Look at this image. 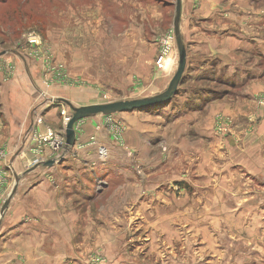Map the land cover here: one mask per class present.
<instances>
[{
    "label": "crops",
    "instance_id": "crops-1",
    "mask_svg": "<svg viewBox=\"0 0 264 264\" xmlns=\"http://www.w3.org/2000/svg\"><path fill=\"white\" fill-rule=\"evenodd\" d=\"M257 14L256 0H181L179 31L186 49L182 79H188L190 85L205 81L223 85L228 89L223 90L224 95L204 88H200L202 95H193V88H188L187 82L180 83L174 95L180 102L170 110L162 107L118 113L117 119L124 126L120 141H115L111 129L104 127L103 116L83 119L74 126L75 145L63 162L45 168L46 174L72 173L75 169L79 191H82L80 186L87 189L85 186L91 187L93 183L101 185L97 192L111 191L109 198L124 200L127 207L130 200H137L133 215L137 220L138 237L146 238L139 247L145 255L136 261H129V256L117 257L122 248H116L109 241L117 236L122 218L110 215L107 219L106 216L108 224L112 223L119 230L103 232L96 227L97 218L90 217L87 225L82 220V224L81 219L74 218L77 212L71 210L65 215L61 205L57 212L44 214L48 236L63 239L65 232L72 236L74 226L66 228L63 222L67 216V221L83 226L81 235L90 242L95 240L96 243L97 238L108 236L107 245L112 247L106 249L110 264H180L174 255L177 245L184 247L183 252L192 251V240L183 239L189 231L187 227L199 230L196 236L207 241L210 251L219 249L212 248L214 241L210 237L212 228H220L216 216L223 214L224 221L231 227L241 228L240 216L246 213L240 204H246L245 200H249L250 206L254 205L251 209L256 212L248 214L250 236H264L260 234L264 231L263 215L257 212L264 210L258 209L260 203L256 202L264 200V108L259 107L255 99L258 92L264 90V83H257V79L264 76V70L259 71L256 63L258 39L253 29H256ZM11 56L18 63L13 77L7 79L6 73L0 71V145L10 139L8 133L12 126L21 124L24 129L30 123L26 132L33 129V117L27 110L32 103H42V97L49 92L44 90L43 71L28 55L11 53ZM227 94L229 96H225ZM34 110L35 106L29 112L33 114ZM39 115L44 123L54 124V106L49 108L44 104ZM225 120L231 122L229 132L221 133L218 124ZM14 133L17 139L9 144L11 153L6 165L0 162L1 168L9 169L13 165L17 169L24 157L29 158L26 134ZM62 150L54 151L45 143L44 159H54ZM194 173L199 183L193 182ZM82 177L86 181L81 180ZM180 181L189 182L192 193L180 190V197L175 199L168 188ZM63 184L66 190V182ZM70 187L74 191L78 188L71 184ZM144 189L153 192L151 200L140 199L139 194ZM80 193L77 192L79 196ZM19 203L20 200H10L9 210H15ZM152 205L154 208L150 207ZM198 205L200 211L194 213L193 206L197 209ZM178 208L181 209L178 211ZM21 226L0 232V243L9 247L7 251H0V264H16L14 260L18 257L27 259L26 255L32 254L31 246L29 250L25 247L32 242V237L28 238L31 234L28 237L16 234L24 231ZM217 236L221 237L218 233ZM203 245V249L208 246ZM70 247L62 245L59 252L66 253ZM56 258L52 264H64L63 259ZM24 264L33 263L25 260Z\"/></svg>",
    "mask_w": 264,
    "mask_h": 264
},
{
    "label": "rangeland",
    "instance_id": "rangeland-1",
    "mask_svg": "<svg viewBox=\"0 0 264 264\" xmlns=\"http://www.w3.org/2000/svg\"><path fill=\"white\" fill-rule=\"evenodd\" d=\"M174 1L0 0V51H4L0 53V71L6 73L7 79H11L18 69V63L14 61L11 53L26 54L43 71L44 90H49L46 96L42 97V103H32L27 110L33 117V129L29 133L26 132L30 123L26 127L24 125V129L21 124L12 126L11 131L7 132L10 139L0 145V162L5 164L11 153L8 146L17 139L14 132L17 131L19 135L26 134V141L29 142V158L24 157L18 163L17 169L13 165V168L9 169L0 167V209L15 186L16 177L18 183L11 200H20L15 210L10 211L8 205L0 222V232L4 233L21 224L24 231L16 234H24L27 237L31 234L28 238L32 237V242L25 246L27 250L31 246L32 254H27V259L24 256L18 257L14 260L16 264H24L25 260L33 264H52L56 257L63 259L64 264H110L106 249L112 247L107 245L108 236L97 238L96 243L92 238L94 241L90 242L88 237L81 235L83 226H78L72 220L67 221V216L63 222L66 228L68 225L74 226L72 236L65 232L63 239H56L46 234L48 222L44 220V214L57 212L60 205L65 209L61 210L65 215L71 210L77 212L74 218L81 219L82 224L84 221L87 225L89 218L95 217L96 227L101 228L103 232H111V229L123 230H119L117 236L109 241H112L116 248H122V251L116 254L118 258L129 256V261H136L145 255L143 248L139 247L143 246L146 238L138 237V229L135 228L137 220L133 215L136 212L134 208L137 200H130L127 207L124 200H111V191L103 189L97 192L101 185L92 182L91 187L87 185V189H83L80 186L82 191H79L80 184L75 182V169L72 173L63 171L46 174L47 167H35L33 162L46 161L44 136H60L64 141L66 119H69L72 111L56 97L69 101L74 107H80L152 97L166 89L177 66V48L172 27ZM256 3L257 25L253 30L258 39L256 63L260 71L264 70V0H256ZM30 40L36 42L31 43ZM211 78L215 77L211 75ZM257 80V83H264V76ZM186 82L188 88H193L191 94L198 96L203 94L200 88L223 95V90H228L223 85L208 81L190 85V81L183 78L181 84ZM177 98L173 96L169 103L143 111L160 110L162 107H168L170 110L180 102ZM255 99L257 105L264 108V90L258 92ZM44 104L46 107L55 108L56 119L53 125L44 123V118L39 115V110ZM34 106V113L31 114L29 111H32ZM117 116L119 114L102 118L104 127L111 129L115 141H120L124 126ZM230 123V120L220 121V132L228 133ZM137 172L139 173V169ZM81 180L86 181L84 177ZM193 180L199 183L196 173L193 174ZM63 182H66V190L63 189ZM35 184L40 187H34ZM70 184L78 187L76 191L81 192L80 196ZM140 185L143 183L140 182ZM168 189L175 199L180 197V190L192 193L187 181L173 183ZM151 193L153 194L144 189L139 197L141 200H151ZM117 196L119 198V195ZM245 201L246 204H240V208L246 213L240 216L241 228L231 227V224L224 221L223 214L216 216L220 228H212L210 237L214 241L212 248L219 249L210 251L207 241L196 236L195 233L199 230H195L196 227H193L195 231L187 227L186 230L189 231L182 238L192 240V251L183 252L184 247L177 245L174 255L180 264H264V236H250L247 218L248 214L256 212L251 209L254 205L250 206L249 200ZM256 202L260 203L258 209L264 210V200ZM150 207L154 208L153 205ZM183 208L182 206V211ZM180 209L178 208V211ZM193 209L194 213H198L200 205L197 209L193 206ZM257 212L262 214L264 219V212ZM110 215L122 218V227L118 226L117 229L112 223L108 224L105 218L107 216L108 219ZM116 224L119 225L120 221ZM217 233L221 237L217 236ZM260 234H264V231ZM203 244L208 245L207 248L203 249ZM62 245L71 246V249L60 253ZM0 247L2 252L9 248L6 243L3 245V242Z\"/></svg>",
    "mask_w": 264,
    "mask_h": 264
},
{
    "label": "water",
    "instance_id": "water-1",
    "mask_svg": "<svg viewBox=\"0 0 264 264\" xmlns=\"http://www.w3.org/2000/svg\"><path fill=\"white\" fill-rule=\"evenodd\" d=\"M173 7H174V16H173L172 27L174 32V40L177 48V66L166 89L162 93L152 97L116 101L105 104H93V105L80 106V107H74L69 101L60 100L63 103H65L72 111V114L69 117L64 130V145L62 147L63 149L62 153H60L57 158L49 159L47 161L36 164L35 167L42 166V167L51 168L63 162L64 157L71 151V149L75 145L74 126L77 122L98 115L111 116L122 112H132L135 110H143L147 108H152L154 106L167 104L170 102L171 98L177 94V88L182 81V77L185 71L186 49L179 31V22L181 16V0H175L173 3ZM17 183H18V179H16L15 186H13L12 191L10 192V194L8 195V197L6 198L0 209V222L2 217L4 216V213L8 208L12 196L16 192Z\"/></svg>",
    "mask_w": 264,
    "mask_h": 264
},
{
    "label": "built area",
    "instance_id": "built-area-1",
    "mask_svg": "<svg viewBox=\"0 0 264 264\" xmlns=\"http://www.w3.org/2000/svg\"><path fill=\"white\" fill-rule=\"evenodd\" d=\"M31 43H34L36 42V40H30ZM68 121V119H66ZM48 144L54 151L55 150H58L60 148L63 147L64 145V141L63 139L59 136V137H52V135L48 134L46 136H44V144ZM59 155L56 156V158L58 157ZM34 165L38 164V163H41L39 162L38 160H35L34 162Z\"/></svg>",
    "mask_w": 264,
    "mask_h": 264
}]
</instances>
